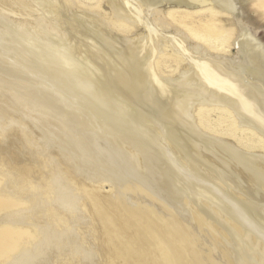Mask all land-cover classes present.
<instances>
[{
  "label": "bare ground",
  "instance_id": "1",
  "mask_svg": "<svg viewBox=\"0 0 264 264\" xmlns=\"http://www.w3.org/2000/svg\"><path fill=\"white\" fill-rule=\"evenodd\" d=\"M261 28L264 0H0V264H264Z\"/></svg>",
  "mask_w": 264,
  "mask_h": 264
},
{
  "label": "rangeland",
  "instance_id": "2",
  "mask_svg": "<svg viewBox=\"0 0 264 264\" xmlns=\"http://www.w3.org/2000/svg\"><path fill=\"white\" fill-rule=\"evenodd\" d=\"M252 16H254V13H252ZM259 36L262 38V41L264 42V28L259 29Z\"/></svg>",
  "mask_w": 264,
  "mask_h": 264
}]
</instances>
